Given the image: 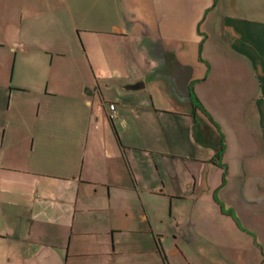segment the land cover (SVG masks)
<instances>
[{
  "label": "crops",
  "instance_id": "0c3cea01",
  "mask_svg": "<svg viewBox=\"0 0 264 264\" xmlns=\"http://www.w3.org/2000/svg\"><path fill=\"white\" fill-rule=\"evenodd\" d=\"M68 1L0 0V264H168L152 218L159 204L166 205L169 189L179 192L177 200L190 201L192 210L198 208L195 237L202 227L199 217L211 206L223 214L227 208L229 215L239 207L240 220L252 225L250 207L264 205V174L258 172L264 169L259 162L264 142L261 136L238 142L226 158L217 116L238 110L243 125L249 120L262 128L264 30L254 32L252 43V32L230 21L264 24V0H193L197 15L187 37L157 22L152 31L141 22L137 37L131 19L132 33L115 37L116 68L108 72L95 60L90 83L71 37L77 26L60 24L61 46L52 37L57 16L70 17ZM218 18H224L220 38L230 42L227 33L243 40L237 46L226 43L236 58H224L215 42L213 20ZM68 54L76 67L73 81L58 72ZM213 63L225 80L212 76ZM240 72L249 74L239 80ZM104 83L117 89L109 99ZM164 115L175 123H181L179 116L192 118L185 141L194 151L183 163L171 156L175 145L168 141ZM230 161L244 165L246 202H239L237 187L224 181L233 174ZM258 221L264 226V212L255 217V227ZM140 222L153 245L147 250L139 241L133 249L121 240L123 234L141 232ZM249 230L248 246L221 252L231 264H264V233ZM204 231L202 241L213 244L212 228ZM173 255L181 260L175 264H206L199 257H215L213 251L200 254L177 245Z\"/></svg>",
  "mask_w": 264,
  "mask_h": 264
},
{
  "label": "rangeland",
  "instance_id": "374dc122",
  "mask_svg": "<svg viewBox=\"0 0 264 264\" xmlns=\"http://www.w3.org/2000/svg\"><path fill=\"white\" fill-rule=\"evenodd\" d=\"M192 1L193 0H69L68 7L70 10V17L72 19L69 16L67 17L68 19L66 18V16L59 19V17L57 16L54 21L55 25L53 26V31L56 34L52 35V37L57 42L59 41V45L61 46L62 38H65V35L61 36L57 33L59 28H63V26L67 28L66 24H68V21L71 28L74 27V25L77 26L78 32L76 34L74 33L73 29H71V31H73V35L71 37L73 38V42L75 44V52L79 56L81 64H83L81 66H83L85 77H87L88 82L90 83L92 78L90 63L93 68L95 66V60H99L101 65L100 68L105 69L106 67V70L108 69V72H110L109 69L116 68L117 52L112 51V48L114 50L117 43L115 37L116 34L118 35V33H122L121 35L132 33V30L129 32L127 28V26L131 24V19L135 21L134 26L139 29L135 32L137 37L143 31L141 29V22L147 24V27L151 31L155 29L154 25L157 22V24L160 23L161 26H163L164 28H168L169 30H179V32H182L185 37L190 36L191 23L195 20V17L197 15V13H192L193 11H195L192 8ZM235 4H238V0H235ZM236 12H238L237 9ZM143 15H146L144 20L142 19ZM223 20L224 18L213 20L215 22V24H213V27L215 28V42L218 43L220 45V48L224 51V58H236L237 52L234 51L232 53L228 50L227 44L229 41L220 38V35L218 34ZM230 22V24L235 26V28L243 25L246 29L250 30L252 32V38H250L248 41L252 43L255 42L254 32L256 30H264V24L259 25L256 24L255 21L232 19ZM61 23L63 24V26L60 25ZM120 30L122 31L120 32ZM225 37H228L229 40L231 39V41L233 42L230 41L229 43H234L235 46H237L240 42H243V40L240 41L236 38H234L236 40H233L232 36L228 35L227 33H225ZM260 38V43L262 44L260 45L262 48L261 54L263 55L264 59V34H262ZM247 54L249 56L253 55L251 51H247ZM70 57L71 56H69L68 54V57L66 58L62 66L58 68V72L61 71V74H63V76L72 79L73 81V79H76L77 74L74 69L76 68L75 63ZM213 65L214 73L212 71V76H215V80H222L223 77L219 78V76L216 75L217 68H215V63H213ZM53 71L56 72L54 68ZM246 73L247 72H240L236 74L235 77L240 80L244 75H246ZM248 74L249 73H247V75ZM110 85L111 83L108 86L107 83L101 84L103 95L104 97H106V99L111 98L115 94L114 91H117V89H115V85H113V88ZM82 92H84V89H82ZM27 101L28 100H24V106L28 105H25ZM54 104H56V101ZM57 105L59 107L62 106L60 102H57ZM227 111L228 113H230L229 115H222L221 118L217 116V121L223 129V135L225 136L228 145L226 158L227 156H231V153L233 154L234 150L231 147L237 145L238 142L244 141L246 139L255 141L253 137H258L259 139V136H261V141L264 142V110H259L260 113L258 120L260 125L259 127H262L261 130L256 129V123H253L254 125L251 126L249 120L247 121V125L244 124V126L242 124L241 116L237 112L238 110ZM224 112L225 111H223V113ZM164 118H167V126L165 127V132L168 136V141H173L175 145V147L173 148L174 150L172 148L171 149L176 153L171 154V156L175 157L177 162L183 163L182 159H187L186 157L188 155H191L192 151H194V148L188 147L189 144H186L187 141H185L190 136V129L186 123L190 122L192 118L190 119V116H179V119L182 120L181 123H175L174 121L168 119L170 118L168 115H164ZM139 121L140 120L136 121V123H139ZM234 121L236 122V125L241 122V126L244 127L242 128L236 126L234 124ZM131 122L135 123V121L133 120H130V123ZM180 135H182L183 138L182 142H180ZM259 140L257 141L258 144L260 142ZM261 146L262 144L259 145V149H261L263 152L264 147L261 148ZM167 153V155L170 156L169 152ZM259 162L264 165V152L259 156ZM230 163H233L231 168L233 174L230 172L229 177L224 178V181L227 180L233 185V187H237L238 195L241 199V201L239 202H246L243 195L245 184L244 165L241 161L239 164L232 161H230ZM178 166L179 165H177V167ZM177 167L176 169H174V171L171 170V172L174 173L175 176L178 175ZM258 172L264 174V169L259 168ZM170 174L168 176L172 178V174ZM168 191L171 194H169L166 199V205L164 206L162 205V203L159 204L155 211L156 216L152 218V227L156 231L155 234L159 236V243L165 255L167 256L168 264L169 262H171V264H175L176 259L177 262L181 263V260L173 255V251L176 245L181 247L183 251L191 252L196 250L197 252L200 251V254H203L205 251H213V253L215 254L214 258L203 260L201 259V257H199V261L202 260L201 262H204L206 264H231L228 259H224L223 254L221 253L224 249L237 251L239 247L242 248L248 246L250 242V236L248 235V232H251L249 229H256L257 233H264V226L261 225L263 222L258 221L257 226L255 227V217L264 212V205L262 207H260L259 205L250 207L251 211H249L248 214L251 215L250 218H252V225L245 224L243 220H240L243 215V211L239 207L236 210L235 214L233 213L229 215V210H227V208H223V214L220 212V207L216 205L211 206L207 209L205 208L203 217H199L198 220L202 221V227L199 228V230L196 232L198 233V237H195L196 235L194 232L195 229L193 224H195L198 208L194 207L192 210V204L190 201L177 200V195L179 194V192L177 193L172 189H169ZM170 203L171 213L169 214ZM260 208L263 212H259ZM139 225V227L142 229L141 232L135 234H123L121 240H125V242L128 243L126 245L127 247L137 246V243L134 242L139 241V248H142V250H147L148 246L152 245L150 243L148 245L149 232L145 230L144 227H141V222L139 223ZM205 227H211L214 231V239L216 240L213 244H207L205 243V241H202L203 235L205 236ZM188 233H191L192 235ZM184 234H188L187 236L189 240L185 236H183ZM194 237L196 239L198 238V241L201 243L200 248H198V244L195 245L197 242ZM259 238L260 241H263L261 240V237ZM260 243L263 246L264 250V242ZM133 249H136V247H133Z\"/></svg>",
  "mask_w": 264,
  "mask_h": 264
},
{
  "label": "built area",
  "instance_id": "2783aa9c",
  "mask_svg": "<svg viewBox=\"0 0 264 264\" xmlns=\"http://www.w3.org/2000/svg\"><path fill=\"white\" fill-rule=\"evenodd\" d=\"M108 116L110 119L115 116V106L113 103L108 104Z\"/></svg>",
  "mask_w": 264,
  "mask_h": 264
},
{
  "label": "trees",
  "instance_id": "16d2710c",
  "mask_svg": "<svg viewBox=\"0 0 264 264\" xmlns=\"http://www.w3.org/2000/svg\"><path fill=\"white\" fill-rule=\"evenodd\" d=\"M159 252H160V255H161L162 260L165 261L164 255L161 253V251H159Z\"/></svg>",
  "mask_w": 264,
  "mask_h": 264
},
{
  "label": "water",
  "instance_id": "95a60500",
  "mask_svg": "<svg viewBox=\"0 0 264 264\" xmlns=\"http://www.w3.org/2000/svg\"><path fill=\"white\" fill-rule=\"evenodd\" d=\"M129 89H136V86H130Z\"/></svg>",
  "mask_w": 264,
  "mask_h": 264
}]
</instances>
